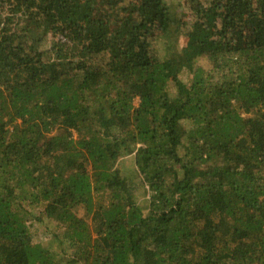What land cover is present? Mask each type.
<instances>
[{"label":"trees","instance_id":"1","mask_svg":"<svg viewBox=\"0 0 264 264\" xmlns=\"http://www.w3.org/2000/svg\"><path fill=\"white\" fill-rule=\"evenodd\" d=\"M185 6L0 0V264H264V0Z\"/></svg>","mask_w":264,"mask_h":264},{"label":"rangeland","instance_id":"2","mask_svg":"<svg viewBox=\"0 0 264 264\" xmlns=\"http://www.w3.org/2000/svg\"><path fill=\"white\" fill-rule=\"evenodd\" d=\"M165 1L169 5L171 13L173 17L176 19V21L177 19L179 21V18L180 19L183 18L184 20L189 19L187 17L188 11L185 6V0H165ZM173 27H175V25ZM175 42H176V47L178 48V50H182L183 47L185 46L186 40L184 37H182V35L179 34L175 38ZM137 104H138V101H135V105ZM46 225L47 224L41 225V224L34 223V226L31 228V232L33 233L34 239L41 244H48L50 242V237L45 233ZM53 248H55V244H53Z\"/></svg>","mask_w":264,"mask_h":264}]
</instances>
